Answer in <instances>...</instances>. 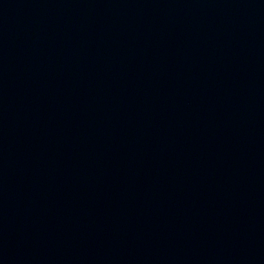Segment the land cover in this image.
<instances>
[{
	"label": "water",
	"instance_id": "95a60500",
	"mask_svg": "<svg viewBox=\"0 0 264 264\" xmlns=\"http://www.w3.org/2000/svg\"><path fill=\"white\" fill-rule=\"evenodd\" d=\"M0 264H264V0H0Z\"/></svg>",
	"mask_w": 264,
	"mask_h": 264
}]
</instances>
